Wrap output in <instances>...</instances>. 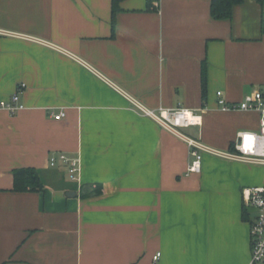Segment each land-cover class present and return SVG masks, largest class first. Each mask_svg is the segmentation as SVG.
<instances>
[{"label":"crops","instance_id":"crops-1","mask_svg":"<svg viewBox=\"0 0 264 264\" xmlns=\"http://www.w3.org/2000/svg\"><path fill=\"white\" fill-rule=\"evenodd\" d=\"M209 6L122 0L112 24L111 0H0V101L23 105L0 107V264H248L241 190L264 186V165L204 152L188 173L186 142L127 97L200 114L185 134L221 150L257 130V111L224 110L216 91L264 85V0L228 19ZM59 152L79 159L77 180L49 166ZM20 167L44 188L11 191Z\"/></svg>","mask_w":264,"mask_h":264},{"label":"built area","instance_id":"built-area-1","mask_svg":"<svg viewBox=\"0 0 264 264\" xmlns=\"http://www.w3.org/2000/svg\"><path fill=\"white\" fill-rule=\"evenodd\" d=\"M43 44H52L38 40ZM56 47V46H54ZM60 49V48H59ZM75 60L90 67L85 61L69 54ZM24 84H20L23 87ZM127 95V94H126ZM129 101L141 114L156 121L162 128L169 131L179 139L186 142L189 147L191 161L187 166L188 173H199L201 160L204 152L229 160L243 161L253 164L264 165V85L258 86L251 92L244 94L238 101H227L221 90L216 91L217 104L224 110L257 111L259 114L258 128L256 131H241L237 133L233 147L221 150L203 143L200 139L191 137L181 131L189 126H199L202 123L200 114L181 105L173 108L152 109L143 106L137 100L127 95ZM0 107L14 114L23 107L19 103L18 91L14 92L7 100L0 101ZM64 112L54 115V119H60ZM58 161L66 167L67 174L71 180L78 179L80 163L78 158H70L65 153L49 156V166L54 167ZM243 208L256 212L248 217L250 258L248 264H264V186H246L241 190ZM157 252L153 259L159 256Z\"/></svg>","mask_w":264,"mask_h":264},{"label":"trees","instance_id":"trees-1","mask_svg":"<svg viewBox=\"0 0 264 264\" xmlns=\"http://www.w3.org/2000/svg\"><path fill=\"white\" fill-rule=\"evenodd\" d=\"M122 0H111V18L114 22L115 13L119 10V3ZM244 0H210V14L216 19H228L232 16L233 6ZM150 5V1L147 2ZM113 27V26H112ZM264 31V21L261 23ZM201 81L203 96L206 89V64L203 60L201 66ZM44 188V180L40 171L34 167H20L12 170L11 191H41ZM246 215V211L244 213Z\"/></svg>","mask_w":264,"mask_h":264},{"label":"rangeland","instance_id":"rangeland-1","mask_svg":"<svg viewBox=\"0 0 264 264\" xmlns=\"http://www.w3.org/2000/svg\"><path fill=\"white\" fill-rule=\"evenodd\" d=\"M181 131H183L184 133H186L185 128H182ZM188 135H189V134H188ZM250 212H251L252 214H254V213L256 212V210H255V209H250Z\"/></svg>","mask_w":264,"mask_h":264},{"label":"water","instance_id":"water-1","mask_svg":"<svg viewBox=\"0 0 264 264\" xmlns=\"http://www.w3.org/2000/svg\"><path fill=\"white\" fill-rule=\"evenodd\" d=\"M68 193H69V192H68ZM73 193L75 194V192H73ZM73 193H72V194H73Z\"/></svg>","mask_w":264,"mask_h":264}]
</instances>
